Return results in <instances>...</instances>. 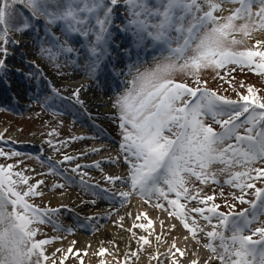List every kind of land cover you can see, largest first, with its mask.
Instances as JSON below:
<instances>
[{
    "label": "snow or ice",
    "instance_id": "1",
    "mask_svg": "<svg viewBox=\"0 0 264 264\" xmlns=\"http://www.w3.org/2000/svg\"><path fill=\"white\" fill-rule=\"evenodd\" d=\"M18 3H23L33 17L45 21L44 31L51 46L45 47L42 42L38 54L41 59L54 62L58 74L61 67L58 54L72 53L76 49L67 39L61 41L56 37L51 26L63 22L64 33H78L88 41L85 47L94 57L89 65L94 76L108 54L113 14L121 4L128 16L121 30L132 33L136 46L139 47L146 36L162 45L160 56L153 57L151 66L138 61L127 66L130 87L112 102L116 113L113 118L118 120L122 130V141L115 156L109 155L107 160L126 164L127 180L123 175L105 173L103 180L111 187L96 186L101 192L119 197L122 205L135 194L145 205L152 204L155 209L167 211L186 231L185 241L190 237L200 244L199 234L207 238L202 247L210 255L192 258L197 255L195 248H182L176 239L159 256L149 251L152 233L137 238L133 231L134 228L145 231L152 228L149 213L141 211L135 219L143 218L147 224L136 223L126 229L137 239V250L121 253L115 240L101 241L92 252L98 264H129L130 257L135 264L141 251L147 252L149 260H155L156 264H185V261L188 264H264V226H257L264 225V220L260 219L264 216V187L258 186V182L264 183V96L257 94L255 86L241 83L245 91L237 92L233 99L209 88L208 80L202 75L210 70L215 79L233 87V74L237 70L264 76V0H155L154 3L149 0H0V25L6 23V18H16ZM52 5L55 10H49ZM30 27V22L23 21L0 30V83L7 66L3 58L8 54L6 45L19 43L10 38V31L23 33ZM173 31L175 36L171 35ZM245 38L253 42L250 47L239 50L238 46L246 45ZM31 65L37 71L21 70L25 77L42 78L38 62L33 60ZM178 73L186 78L175 79ZM114 74L121 75L115 70ZM49 87L54 97L74 100L81 106L84 103L80 98L81 86L67 97L54 85ZM51 98L46 97V100ZM54 133L52 129L47 135L51 137ZM85 138L69 137L73 141ZM45 143L59 153L68 141L61 139L53 144L49 139ZM102 151L104 149L93 148L91 153L82 152L81 156ZM19 155L0 150V157ZM37 159L42 164L45 162L40 157ZM78 160L79 157L67 152L63 153L62 161L55 164L49 157L48 174H59L55 165L72 161L77 162L70 171L81 177V183L87 176V172H80L82 167L103 171L99 161L81 165ZM214 165L221 167L213 170ZM18 169L20 163L0 164V264H67L73 257L78 264H84L82 257L88 255L90 244L76 249L78 241L73 240L66 249L56 247L49 252L48 246L63 237L38 238L42 226L52 222L45 218H51L57 209L42 210L29 202L31 197L44 195L42 188L47 181L32 182L26 170ZM28 171L35 172L34 169ZM223 175L227 176L223 184L239 190V195L231 194L232 201L249 204L251 211H233L234 204L227 198L224 206L230 210L221 211V205L215 203L216 196L205 194L200 187L220 185L218 177ZM121 181L129 190L116 188ZM51 187L60 191L66 184L55 183ZM170 194L175 198L170 199ZM219 195L225 196L222 186ZM248 196L254 199H246ZM161 200L166 201L167 206L160 203ZM120 220L122 222L124 217ZM200 220L205 223L201 224ZM53 227L59 229L55 223ZM177 227L172 223L168 231ZM226 231L231 235H226ZM155 239L161 242L160 235ZM106 255L111 257L110 261L105 260Z\"/></svg>",
    "mask_w": 264,
    "mask_h": 264
},
{
    "label": "rangeland",
    "instance_id": "2",
    "mask_svg": "<svg viewBox=\"0 0 264 264\" xmlns=\"http://www.w3.org/2000/svg\"><path fill=\"white\" fill-rule=\"evenodd\" d=\"M150 3H154L155 0H149ZM116 11H118L121 14L126 13V8L123 4H121ZM115 11V12H116ZM115 14V13H114ZM113 14V15H114ZM126 18H128L127 14H125ZM117 22L115 20V23L113 21V24L110 26V31L112 33L111 40L109 43L114 44L113 47H111L108 51V56L114 55L116 51L120 53L121 60L118 64L119 68H122L121 76L124 77L123 84L118 88V90L115 93V89H113L111 84L112 74L107 70L106 65H101V70L97 71L95 75L93 76L90 68V63L94 59V57L91 55V53L88 51V49L85 47V45L88 44V41L85 40L83 37H81L78 33H71V34H64L63 39L61 41L67 39L69 42V45L76 49V51L72 53H59L57 56V61L61 65L59 69V74L54 67V62L49 61L47 59H41L40 56L37 58L41 59V61L49 68L51 71L58 77L60 80H63V82H51L50 85H54L57 89L60 90V92H65L66 95H70L71 91L76 88L73 86H66L65 81L68 80L70 76H74L77 78H84L85 83H92V81L95 79L100 78V81L106 85L105 91H95L99 97L102 100H105L112 106V102L114 98L117 95L123 94L126 89L130 87V85L127 83V81L130 79V77L127 76L128 72V65L131 64L134 61H138L139 63H142L146 66H151L154 63L153 57H159L160 52H156L155 55L152 57H146L143 58V52L144 51H138V49H144L146 46L150 45L152 43V39L150 37H145L143 43L137 47L135 43V38L132 35L131 32H124L121 30V28L127 23V20L124 22H121L120 19L117 18ZM94 23V21H93ZM117 24H120V26ZM56 27H51V32L57 37ZM129 33H131L129 35ZM11 36L12 33H9ZM172 36H175L176 33L173 31L171 33ZM257 35V34H254ZM32 37H35V33H32ZM15 39L17 37H21L24 42V48L31 51L32 53L38 54V48L41 46L42 43L39 45L34 44V40L27 41V38L23 35H12L11 39ZM257 38L258 35H257ZM91 39H94V37H91ZM246 39V45L238 46L239 50H243L245 46L250 47L252 44V40ZM27 41V42H26ZM154 42V41H153ZM155 44H159L156 43ZM45 47H48V43H44ZM7 49H12L13 52L8 51V54L4 56L7 66L11 67L14 66L16 59L20 60V63L24 64L26 66L27 71L34 72L33 68L28 65V63L23 62L26 58V56L21 51L22 45L21 44H7ZM162 45L159 44V48L161 49ZM35 49V50H34ZM55 51V50H54ZM138 51V52H136ZM167 53L165 52V55ZM140 55V56H138ZM16 57L15 59L13 58ZM106 57V56H105ZM15 61V62H14ZM122 65V66H121ZM117 66V65H115ZM73 72V73H72ZM203 77L208 80V87L213 90H218L221 94L227 95L233 99L236 98L237 92H244L245 89L240 87L241 80L247 82V85H252L257 88V94L264 96V76H258L255 73L249 71V70H237L233 74V80H234V87L230 86L229 84L219 80L215 79L213 73L210 70L204 71L202 73ZM23 74H18L16 72H10V71H4L3 78L5 80H13L17 81V79H22ZM186 77L178 73L175 77V79L183 80ZM37 80V79H35ZM27 82V80H25ZM38 86V85H37ZM246 86V85H245ZM93 88H95L94 85H92ZM117 89V88H116ZM63 94V95H65ZM235 97H233V96ZM52 97L50 101H44L43 96L39 94V91L34 93V91L31 92V95H29L27 101L28 103L25 105H21L20 107L17 106L14 102L8 100L7 98L0 99V126L2 125L3 128L0 130V150H3L6 153L11 152H18L20 155L16 157L6 158V157H0V164H8V163H20V169L18 170H26V174L30 175L32 177V182H35L36 179H45L47 182L43 186V188H52L51 185L55 183H64L66 184V187L60 191H67L69 186H72V180L74 181V177L76 178L79 176L77 173H70L66 174L65 170L71 169L72 166L68 165L72 162H61L59 164H56V170L59 174H48V168L50 167V164L48 163V158H51V163L55 164L56 161H62V156L64 152H67L69 155V152L76 151L78 152V149L80 147V142L83 141L84 143L91 142L86 135L91 133L90 129H87L84 126V121L82 118L80 111H77L74 109V111H70L69 109L65 108L62 105V102H64V99L60 98L58 101L61 103L60 107L57 106V101H52L54 96ZM115 110L111 113H109V117L113 118L115 116ZM114 119V118H113ZM115 121V130H114V136H113V143L112 145L114 148L118 151V146L122 141V130L120 129V133H118V120L114 119ZM55 129V133L53 136L49 137L47 133ZM18 131L19 134L12 138L9 136V132L12 131ZM216 130L219 131V127L216 126ZM170 135V134H169ZM28 136L34 139L35 141L40 140L43 144L42 148L39 146L33 147L29 145H23V144H17V142L23 137ZM71 136H84L86 137L84 140H70L69 137ZM51 139L53 141V144H57L58 140H67L68 144L67 146L61 150V152H56L52 147H50L47 143H45L46 140ZM58 146V145H57ZM37 157L42 158L45 162L42 164L40 159H37ZM221 167L220 165H214L213 170H216L217 168ZM120 168L124 169L126 171V175L128 172V166L124 164L123 162L120 163ZM34 169L35 172L28 171ZM95 172H99V169L96 167H92ZM80 172H85L84 170L80 169ZM41 174V175H37ZM227 178L226 175L218 177L221 184L220 185H202L200 187H203L205 194L209 195H215V203L220 204L221 211L228 212L230 209L228 207H225V200L227 198V201L229 203L234 204V208L232 209L235 212H240L244 209H250L249 204H241L239 201H232L231 194L235 193L236 195H239V190L233 189L228 185L223 184V181ZM124 183V182H123ZM221 186L223 187V191L225 193L224 197H221L219 195ZM258 186L264 187V183L258 182ZM124 187L128 188L127 184L124 183ZM53 191H57L56 189L52 188ZM170 199H174V194L169 195ZM246 199H254V197L248 196ZM100 201V200H99ZM30 203H34L35 206L40 207L43 209H50L55 208L57 209L53 214L51 218L46 217V220H51L52 222H48L45 225L42 226V230L38 238H44L47 236L48 238L54 237L51 229L53 228L52 225L55 223L57 227L61 226L60 222L56 220L53 216H61V214H66L69 212L67 210L59 211L60 204L58 200H54L52 198H49L45 195L42 197H31L29 198ZM155 198H153V203H155ZM160 203H163L166 205V201L161 200ZM183 203V201H181ZM119 205L120 199L118 200ZM151 207L152 204H149ZM167 206V205H166ZM11 205H8V210ZM59 211V215L57 212ZM199 220V218L197 217ZM261 220H264V216L260 217ZM60 220L65 221L64 219L60 218ZM89 223V221H87ZM201 224H204L205 222L200 220ZM216 221L214 220L213 223ZM77 226V225H76ZM257 226H264V225H257ZM71 227V226H70ZM90 230V229H88ZM68 233V232H67ZM93 234V233H92ZM226 235H231L230 232L226 231ZM201 242L203 244L207 243V238L203 234H199ZM258 237H254L256 239ZM214 243H219L218 241H215ZM53 245V244H52ZM48 246L49 252H51L54 248L59 246ZM76 249H81L80 247H76ZM148 257V255H147ZM74 258V257H73ZM84 264H98L96 261L86 262L84 257H82ZM106 261H110L109 259ZM149 263L153 262L154 260H149ZM132 258L129 259V264H131ZM72 264H78V261L74 258L71 262ZM115 264V262L113 263ZM135 264H140V260H136Z\"/></svg>",
    "mask_w": 264,
    "mask_h": 264
},
{
    "label": "bare ground",
    "instance_id": "3",
    "mask_svg": "<svg viewBox=\"0 0 264 264\" xmlns=\"http://www.w3.org/2000/svg\"><path fill=\"white\" fill-rule=\"evenodd\" d=\"M16 40L19 41L18 45H22L21 51H23L22 53L27 58L23 62L28 63L35 72L37 69L31 65V61L36 60L39 64L38 70L42 78H38L37 80L27 79L23 74V71H21L26 70V66L20 63V60L16 59V62L14 61L15 65L11 66L13 69L11 71L23 74V78L19 80L17 79V81L5 80L3 84H0V99L7 98L20 107L21 105L28 103L27 99L32 91H34V93L39 91V94L43 96L44 101H50V99L46 100V97L52 95L49 87L50 83H61L63 80H60V78H58L51 69L41 61V59L35 57L31 51L24 48L25 40L21 37H17ZM113 46L114 44L109 43L108 49ZM8 51L13 52L12 49ZM13 58L15 59L16 57L13 56ZM120 60V53L116 51L114 55H106L101 64H110L112 66L110 67L112 71H118V66H120L118 63ZM112 77L115 78L116 75H113ZM25 80H27V82ZM84 81V78H77L74 76H70L68 80L65 81L66 86L82 87L80 98L84 102L83 105L81 106L80 104L75 103L74 100L69 99H64L62 105L70 111H74V109L77 111L81 110L79 113L82 115L84 126L91 130V133L86 135L91 142L87 141V143H84L81 141L78 152L72 151L69 153H74V156L79 157L78 162L81 165H91L94 161H99L103 171L99 169V172H95L92 167H82L81 169L87 172V176L84 177L86 181L81 183L80 176H77L76 178L74 177V181L72 180L73 185L69 186L67 191H53L52 188H42L45 196L58 200L60 204L59 211L67 210L69 212V214H61L58 218L54 214L53 217L60 222L61 226L57 229L52 225L53 228L51 231L54 237L61 235L63 239L55 241L52 246H59L66 249L73 240L78 241L75 247H80L81 249H83L85 245L90 244L91 248L88 249V255L84 257L86 262H91L93 260L98 262L97 258L92 255V252L99 246V242L101 241L107 242L115 240L121 253L126 251H136L138 248L137 239L133 238L131 233L126 231V229L132 227V225L136 223L147 224V220H144L143 218L140 220L135 219L141 211H147L149 217L153 220L152 228L148 229V231L134 228L133 231L137 233V238L139 235L147 236L149 233H152V235L149 236L151 241L149 251H152L159 256L160 252L167 251L171 241L176 239L179 246L182 248L187 247L190 250L195 248L197 255L192 258H207V255H210V253H208L207 249L202 247L203 243L201 242V239L200 244H196L190 237L185 241L184 237L187 235L186 231L182 226H179V221L175 220L174 217L168 216L167 211L155 209L149 204L145 205L139 196L135 194L130 197L128 203L119 205V197H115L110 192H101L100 187L96 186L100 184L101 187H111L103 180V175L105 173L123 175L125 180H127V175L126 171L120 168V163H110L107 160L109 155L115 156V153L117 152L112 145L115 123L114 119L109 117V113L113 111V108L108 102L102 100L95 92L96 90L105 91L106 85L103 84L98 77L96 80L94 79L92 83H85ZM116 81L119 83L120 87V79L116 78ZM92 85H94L95 88H93ZM118 88L115 89V93ZM63 94H65V92L61 93L63 97L69 96ZM58 99L60 98L54 97L52 101H57L56 104L60 107L61 103ZM2 128L3 126L1 125L0 130ZM18 134L19 132L17 130L9 132V136L12 138L16 137ZM21 141L30 146H43V143L40 140L35 141L28 136H23ZM93 148H101L104 149V151L81 156L82 152L91 153ZM76 162L77 161H74L68 165L74 166ZM65 172L66 174L71 173L69 170H65ZM123 182L124 181L119 182L116 185V188L129 190V188L124 187L125 182ZM9 209L11 210V207H9ZM59 211L57 212L58 215L60 214ZM109 212H111L112 215L109 216ZM129 213L132 215H129ZM120 217H124L122 222ZM60 218L65 221L60 220ZM87 221H89V223ZM161 221L164 223L161 224ZM172 223L177 224L178 227L169 232L168 227ZM67 229H71L72 232L69 233ZM208 230L211 229L209 228ZM156 235L161 236V242L158 243L156 241ZM147 255L148 253L145 251L140 252V264H156L155 260L149 263ZM73 259L74 258L68 260L67 264H72L71 262ZM108 259L111 260V257L106 255L105 260ZM129 259H131V257ZM120 260L122 261V257H120ZM113 263L114 262H112V264ZM185 264H188V261H185Z\"/></svg>",
    "mask_w": 264,
    "mask_h": 264
},
{
    "label": "trees",
    "instance_id": "4",
    "mask_svg": "<svg viewBox=\"0 0 264 264\" xmlns=\"http://www.w3.org/2000/svg\"><path fill=\"white\" fill-rule=\"evenodd\" d=\"M82 6V5H81ZM15 10H16V18L12 20H8L6 18V23L3 25H0V30L4 28H11L12 26L21 23L23 21H28L31 24L30 29L25 30L28 34H32L33 31L36 29H40V36H37L34 38V44L39 45L40 43H48V47L51 46V42L49 41L48 37L45 34L44 28H45V21L42 18H35L31 15L30 10L23 4V3H18L15 5ZM49 10H55V5L50 6ZM84 15V14H80ZM57 25V26H56ZM56 25L51 26V27H57L58 30L60 31L61 37L64 38V32L62 29L66 27V25L63 24V22H58ZM10 33H15V31H10ZM35 50V49H34ZM37 54V53H36ZM244 79L241 80V83L247 85L246 81H243Z\"/></svg>",
    "mask_w": 264,
    "mask_h": 264
}]
</instances>
